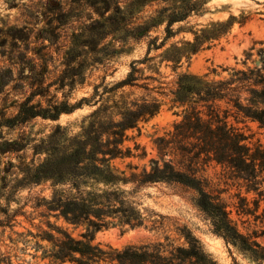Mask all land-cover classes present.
Here are the masks:
<instances>
[{"label": "clouds", "instance_id": "clouds-1", "mask_svg": "<svg viewBox=\"0 0 264 264\" xmlns=\"http://www.w3.org/2000/svg\"><path fill=\"white\" fill-rule=\"evenodd\" d=\"M0 264H264V0H0Z\"/></svg>", "mask_w": 264, "mask_h": 264}]
</instances>
